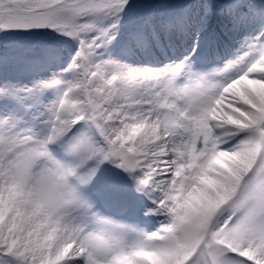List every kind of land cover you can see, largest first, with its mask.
Segmentation results:
<instances>
[{
  "label": "snow or ice",
  "instance_id": "obj_1",
  "mask_svg": "<svg viewBox=\"0 0 264 264\" xmlns=\"http://www.w3.org/2000/svg\"><path fill=\"white\" fill-rule=\"evenodd\" d=\"M0 264H264V0H0Z\"/></svg>",
  "mask_w": 264,
  "mask_h": 264
}]
</instances>
